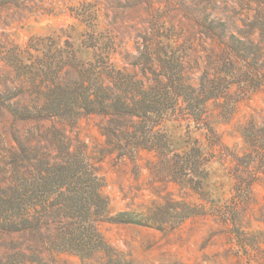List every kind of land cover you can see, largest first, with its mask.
Segmentation results:
<instances>
[{
  "label": "rangeland",
  "instance_id": "1",
  "mask_svg": "<svg viewBox=\"0 0 264 264\" xmlns=\"http://www.w3.org/2000/svg\"><path fill=\"white\" fill-rule=\"evenodd\" d=\"M260 9L256 0H0V99L17 94L3 92L4 83L17 82L9 53L49 37L59 46L69 41L85 61L93 51L83 41L110 42L119 67L150 49L184 53L195 83L202 72L213 74L209 66L227 62L229 39ZM200 23L212 26L209 36ZM207 112L212 133L168 121L167 155L141 151L134 161L102 156L98 120L82 119L72 135L87 144L100 170L109 216L126 212L133 223L97 225L105 246L90 257L39 248L30 264H264V86H233ZM11 131L10 117L0 113V152L13 144ZM192 147L207 159L200 190L170 168L175 153Z\"/></svg>",
  "mask_w": 264,
  "mask_h": 264
},
{
  "label": "trees",
  "instance_id": "2",
  "mask_svg": "<svg viewBox=\"0 0 264 264\" xmlns=\"http://www.w3.org/2000/svg\"><path fill=\"white\" fill-rule=\"evenodd\" d=\"M256 4L259 14L229 39L227 62L209 66L213 74L202 72L195 83L184 53L160 49L140 52L134 62L127 57L121 67L112 60L110 42L83 41L93 51L86 61L69 41L59 46L52 37L32 39L22 52L9 53L6 62L17 82L4 83L3 92L17 94L0 99L13 142L0 152V235L28 241H0V264H30L39 248L90 257L105 246L97 225L133 223L126 212L109 216L105 181L87 144L72 133L82 119H97L101 155L132 161L141 151L167 155L168 121L212 133L208 103L220 102L236 85L264 86V0ZM199 26L209 36L212 26ZM206 162L192 147L175 153L170 168L176 179L200 190Z\"/></svg>",
  "mask_w": 264,
  "mask_h": 264
}]
</instances>
